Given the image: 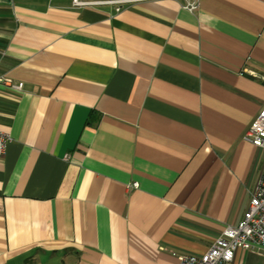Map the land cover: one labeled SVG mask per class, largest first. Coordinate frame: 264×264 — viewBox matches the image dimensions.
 I'll return each instance as SVG.
<instances>
[{"label":"crops","instance_id":"1","mask_svg":"<svg viewBox=\"0 0 264 264\" xmlns=\"http://www.w3.org/2000/svg\"><path fill=\"white\" fill-rule=\"evenodd\" d=\"M191 1L0 0V264H176L243 217L264 0Z\"/></svg>","mask_w":264,"mask_h":264},{"label":"built area","instance_id":"2","mask_svg":"<svg viewBox=\"0 0 264 264\" xmlns=\"http://www.w3.org/2000/svg\"><path fill=\"white\" fill-rule=\"evenodd\" d=\"M127 1L100 0L90 2L73 0V5L82 6L106 2L124 4ZM198 6L197 0H192L187 4V8L190 10H195ZM121 8L122 6H118L117 11H120ZM23 86L22 82L16 83L11 77L0 75V87L21 91ZM244 139L261 148L264 152V107L249 127ZM11 140L12 136L9 133L0 131V157L5 154L7 145ZM138 186V183L130 185L133 188H138ZM239 248L264 254V173L260 177L243 217L236 224L227 225L206 253L194 255L171 250L169 254L176 259V264H232Z\"/></svg>","mask_w":264,"mask_h":264},{"label":"rangeland","instance_id":"3","mask_svg":"<svg viewBox=\"0 0 264 264\" xmlns=\"http://www.w3.org/2000/svg\"><path fill=\"white\" fill-rule=\"evenodd\" d=\"M105 1H111V0H105ZM113 1H117V0H113ZM131 1H134V0H128L126 3H129ZM110 3L116 4V7L123 5V4H119V3H116V2H110Z\"/></svg>","mask_w":264,"mask_h":264}]
</instances>
